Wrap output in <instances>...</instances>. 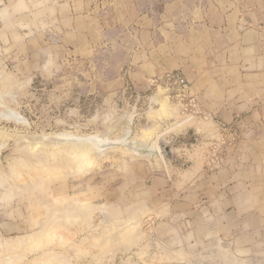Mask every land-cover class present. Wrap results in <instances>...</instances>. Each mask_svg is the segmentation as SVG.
Listing matches in <instances>:
<instances>
[{
  "label": "rangeland",
  "instance_id": "1",
  "mask_svg": "<svg viewBox=\"0 0 264 264\" xmlns=\"http://www.w3.org/2000/svg\"><path fill=\"white\" fill-rule=\"evenodd\" d=\"M68 1L0 18V264H264V107L247 102L264 87L225 68L228 43L264 42L245 27L264 0H78L92 11L71 18ZM175 70L192 106L158 85ZM227 81L238 107L209 105ZM126 115L153 154L77 143L116 140Z\"/></svg>",
  "mask_w": 264,
  "mask_h": 264
},
{
  "label": "crops",
  "instance_id": "2",
  "mask_svg": "<svg viewBox=\"0 0 264 264\" xmlns=\"http://www.w3.org/2000/svg\"><path fill=\"white\" fill-rule=\"evenodd\" d=\"M31 2H32V0H0V18H1V15L3 13L5 15V11L8 12L9 18L13 17V15H14V17H16V12L21 10L22 14L25 16L23 23L24 24L28 23L27 22L28 18L26 16L28 14H30L31 12H33V6L31 4ZM77 2H78V0H69L68 3L64 5V8H65L64 10L66 13H68L67 15H69L70 18L73 14V11H75V12L77 11V12H81V13H89V11H92V8H90L89 4H87V3L82 4V3H77ZM49 3H52V4H49ZM49 3H48V10L50 11V8L52 5V8L55 11V5H56L55 2L49 1ZM75 4H77V5H75ZM80 4H82V5H80ZM78 6H80V7H78ZM4 15H2V17H4ZM83 17L88 18V15L84 14ZM227 26H232V24L227 25ZM245 27H247L248 29H262V28H264V19L263 20L257 19V20H253V21L246 20L245 21ZM255 43L256 42H252L251 43L252 47L246 48V51H247V49H250V53H252L251 55H249V54L242 55L241 54V48L243 46L242 42L235 43L233 45H232V43H228L227 47L229 49H227L226 52L228 54H230L233 52V50L231 48L236 47V49L238 50L240 55L237 56L236 54H232L231 58L227 57L225 61L231 60L230 63H232V64H225V68H231L232 72H233V70H240L241 69L240 75L244 79L254 80L255 82L252 83V87L258 86V89H261V87L262 88L264 87V42L260 43V47H259L258 43L257 44H255ZM256 47H258V49H256ZM242 52H243V50H242ZM232 59H234V61H235L234 63H233ZM234 72H236V71H234ZM162 74H164V73H162ZM142 75L145 77V76H149L150 74L144 72V73H142ZM187 81H188V79H187ZM227 82H229V81H227ZM189 84L191 86V89H193L190 82H189ZM229 84L230 85H228V86L226 85V87L224 88L225 96H220V95H218V97H217V95L214 96V99H218V98L219 99L215 103L210 102L209 105H212L214 107L218 106V107L229 108V109H234V108L238 107L235 103H233V98L227 96L228 92L234 91L233 82L231 81V82H229ZM244 87L247 88L248 83ZM241 91H243V89ZM218 93H221V89L218 91ZM221 98H224V99H221ZM247 102L250 104V105H248L249 106L248 108L250 110L251 109L257 110V112H255V114L259 113L260 109L264 107V101H261V102L247 101ZM250 112L252 113V115H255L253 110ZM256 118L257 117H255V119Z\"/></svg>",
  "mask_w": 264,
  "mask_h": 264
},
{
  "label": "bare ground",
  "instance_id": "3",
  "mask_svg": "<svg viewBox=\"0 0 264 264\" xmlns=\"http://www.w3.org/2000/svg\"><path fill=\"white\" fill-rule=\"evenodd\" d=\"M1 99V97H0ZM127 114V113H126ZM9 119H12L14 121H17V122H21V123H25V119L23 117H21L16 111L14 110H7L6 112H3V114H1ZM126 128H125V132L120 136L118 137L116 140L114 141H108L106 139H101V138H98L97 136L94 137V138H88V137H85V141L82 139V141H79L77 142L78 144L81 142L82 144H84L85 147L86 144L85 143H88L89 145L95 147V148H100V149H104V148H108L110 146H113L114 144H117V145H121L123 147H126L128 148L130 151H132L133 153H141V154H153V148L150 146L151 144H148L146 141L144 140H128L127 137L128 135L130 134V131H131V125H130V115H126ZM77 137V136H76ZM49 139V138H48ZM51 139V138H50ZM54 139V138H53ZM57 139V137L55 138ZM70 139V138H69ZM80 139V138H79ZM58 140V139H57ZM63 140V139H62ZM60 139V141H62ZM64 141V140H63ZM67 141V140H66ZM71 141H73L71 139ZM70 141V142H71ZM69 142V141H68ZM87 144V145H88ZM4 144L3 142L0 144V147H2ZM88 145V146H89ZM81 146V145H79ZM154 147V146H153Z\"/></svg>",
  "mask_w": 264,
  "mask_h": 264
},
{
  "label": "built area",
  "instance_id": "4",
  "mask_svg": "<svg viewBox=\"0 0 264 264\" xmlns=\"http://www.w3.org/2000/svg\"><path fill=\"white\" fill-rule=\"evenodd\" d=\"M157 82L165 90L167 97L181 108L196 103L197 96L193 94L189 82L181 71L166 72L157 78Z\"/></svg>",
  "mask_w": 264,
  "mask_h": 264
},
{
  "label": "water",
  "instance_id": "5",
  "mask_svg": "<svg viewBox=\"0 0 264 264\" xmlns=\"http://www.w3.org/2000/svg\"><path fill=\"white\" fill-rule=\"evenodd\" d=\"M158 145L160 152L165 156L169 161L174 160V148L172 147V142H167L164 139H158Z\"/></svg>",
  "mask_w": 264,
  "mask_h": 264
}]
</instances>
